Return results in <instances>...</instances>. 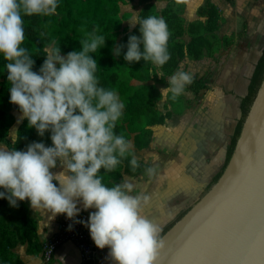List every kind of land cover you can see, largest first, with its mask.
Here are the masks:
<instances>
[{
    "label": "clouds",
    "instance_id": "9594fccd",
    "mask_svg": "<svg viewBox=\"0 0 264 264\" xmlns=\"http://www.w3.org/2000/svg\"><path fill=\"white\" fill-rule=\"evenodd\" d=\"M189 2L174 0L177 6ZM58 7L59 0H0V56L6 61L9 102L18 106L20 119L38 136L50 133L51 139V146L32 141L21 150L0 145V199L11 207L28 201L48 222L65 215L73 221L68 230L84 224L95 245L108 249L112 264H157L165 242L162 229L145 214L150 195L138 192L126 178L107 186L101 175V170L115 171L129 156L132 172L141 167L133 142L115 132L125 104L115 90L101 86L96 75L98 60L91 54L106 45L105 36L93 29L80 40L81 49L67 54H61L55 42L44 46L38 71L34 56L22 46L23 17H51ZM128 20L130 30L139 25L140 35L130 34L126 44H115L114 58L123 54L129 65L150 62L154 75L165 79L160 69L171 58L165 19L133 15ZM193 81L181 68L167 77L168 86L160 93L175 99ZM156 159L144 168L149 180L157 176ZM89 209L93 211L87 220L77 219Z\"/></svg>",
    "mask_w": 264,
    "mask_h": 264
},
{
    "label": "trees",
    "instance_id": "16d2710c",
    "mask_svg": "<svg viewBox=\"0 0 264 264\" xmlns=\"http://www.w3.org/2000/svg\"><path fill=\"white\" fill-rule=\"evenodd\" d=\"M144 1L146 4L143 6L139 17L156 15L165 19L170 32L168 51L171 56L176 54L181 56V60L183 58L196 60L200 59L204 53L211 54L218 48L220 41L217 31L221 14L218 5L212 0H206L204 4L200 5L197 12L201 18L189 23L185 21L183 16L186 5H179L177 11L174 0H166L167 6L163 8L160 15L153 9L154 0ZM120 11L119 0H59L57 15L23 17L25 40L22 46L28 48L34 56L36 61L34 71H38L45 58L43 57L44 46L55 42L61 48V54H67L70 51L81 49L80 40L85 38V33L97 29L98 35H104L106 45L97 53L91 54L93 58L98 60L96 75L99 77L101 86L115 90L125 104L124 114L115 128L116 134H122L126 139L133 140L134 149L141 150L150 145L153 138V126L166 123V120L172 115L170 111L162 112L158 107L162 98L159 84H167V76L172 72H163L165 79L159 77L160 80H157L150 62L145 63L141 60L129 65L123 59V54L114 58L112 49L115 44L119 43L122 27ZM46 23L49 24L48 27H46ZM136 29L139 30V25ZM188 35L189 37H187ZM67 40L70 41L71 47L65 45ZM5 64L6 61L0 56V142L7 144L9 148L17 147L18 150L24 149L32 141H43L46 146H51L50 133H46L44 137L38 136L34 128L27 126V120H22L17 129L16 139L11 140L10 131L17 121L16 113L20 112L18 106L9 102L10 85L7 81ZM263 79L264 45L252 73L248 93L241 102V116L227 150L225 165L212 179L201 196L219 179L228 164L243 123ZM204 87L203 78L194 76L193 83L187 86V89L198 93ZM147 114H152L154 120L151 125L143 126L141 119ZM130 159L131 156L111 173L106 174L104 170H101V175L104 176L103 182L107 186H112L120 183L125 175H138L145 165L140 162L141 167L134 173L131 171ZM2 190L0 189V191ZM188 209L170 223L161 232V236ZM28 211V206L24 202H19V207H11L7 199H0V264H25L20 255L15 252V248L20 244H26L28 252L36 253L40 250L43 252L44 243L38 239L36 221L29 216ZM64 216L60 215L58 220ZM90 263L94 264V257Z\"/></svg>",
    "mask_w": 264,
    "mask_h": 264
},
{
    "label": "crops",
    "instance_id": "0c3cea01",
    "mask_svg": "<svg viewBox=\"0 0 264 264\" xmlns=\"http://www.w3.org/2000/svg\"><path fill=\"white\" fill-rule=\"evenodd\" d=\"M205 1L193 3L190 0L186 5V14L192 8L190 13L194 20L191 21L199 19L197 11ZM212 1L221 14L217 31L219 46L211 54L206 52L200 59H191L198 72L190 73L203 78L205 87L198 93L186 88L185 93L175 99L170 93L168 97L162 95L159 109L170 111L172 115L166 123L153 126V138L147 148L135 149V155L145 165L142 171L138 175L124 176L138 192L150 195L151 203L145 214L162 231L197 201L224 167L241 116V102L248 93L264 45V0ZM210 93L213 94L211 99ZM18 114L10 131L11 140L16 139L22 122ZM0 145L8 147L3 142ZM154 157L158 158L155 160L157 176L149 180L144 168L153 164ZM20 202L28 206L29 216L37 224L38 239L44 243L54 233L60 215L48 222L44 215L30 208V202ZM15 252L25 264H83L81 251L73 242L62 244L51 263L44 262L41 250L28 252L26 244L18 245ZM107 255V248L97 247L94 264H112Z\"/></svg>",
    "mask_w": 264,
    "mask_h": 264
},
{
    "label": "water",
    "instance_id": "95a60500",
    "mask_svg": "<svg viewBox=\"0 0 264 264\" xmlns=\"http://www.w3.org/2000/svg\"><path fill=\"white\" fill-rule=\"evenodd\" d=\"M162 238L157 264H264V79L223 173Z\"/></svg>",
    "mask_w": 264,
    "mask_h": 264
},
{
    "label": "rangeland",
    "instance_id": "374dc122",
    "mask_svg": "<svg viewBox=\"0 0 264 264\" xmlns=\"http://www.w3.org/2000/svg\"><path fill=\"white\" fill-rule=\"evenodd\" d=\"M196 1L197 0H193V3H195ZM119 3H120V6H121L120 17L122 19V27L120 29L119 43H123V44L125 43L126 44L130 34L140 35L139 30L136 29L137 26L130 30L129 20L128 19H130L133 15H138L139 16V14H140L143 6L146 4V2L144 0H119ZM166 6H167V1L166 0H154L153 9L158 14L161 15L163 8L166 7ZM178 7H180V6L176 5V7H175V9L177 11H178ZM190 10H192V8H190L188 10V14H186L185 12L183 14L184 19H185V21L187 23H189L191 20H194L193 19L194 17L191 16ZM59 16H61V15L59 14ZM198 18L200 19L201 17H198ZM48 25L49 24L46 23V27H48ZM187 37H189V35ZM65 45L68 46V47L72 46L69 40H67L65 42ZM170 57L171 58H170L169 62L167 64H165L163 66V68L160 69V71H162V72H172L171 74H175L178 70L183 68V70L186 71V72H198L193 67V62H194L193 60L188 59V58H183L181 60V56L176 55V54H173L172 56L170 55ZM189 60H191V61H189ZM152 69H153V66H152ZM156 78H157V80H160L159 76L158 77L156 76ZM159 86H160V88L167 87V85H165V84H159ZM148 92H150V90H148ZM168 96H169V94L167 95V97ZM159 103H161V100H160ZM18 116L21 117L20 114H18ZM153 120H154V116L152 114H147L143 119H141V124L143 126L151 125ZM131 141L133 142V140H131ZM133 146H134V142H133ZM182 213L180 212L176 218H178ZM176 218L171 220L169 222V224L172 223L173 221H175Z\"/></svg>",
    "mask_w": 264,
    "mask_h": 264
},
{
    "label": "built area",
    "instance_id": "2783aa9c",
    "mask_svg": "<svg viewBox=\"0 0 264 264\" xmlns=\"http://www.w3.org/2000/svg\"><path fill=\"white\" fill-rule=\"evenodd\" d=\"M89 211H81L77 219L87 220ZM73 223L64 216L58 220L54 233L46 239L43 246L42 258L44 262L51 263L54 259L56 250L66 242H73L81 251L83 257V264L90 263L94 256L95 245L91 239L89 229L84 224H75L72 230H68V225Z\"/></svg>",
    "mask_w": 264,
    "mask_h": 264
}]
</instances>
